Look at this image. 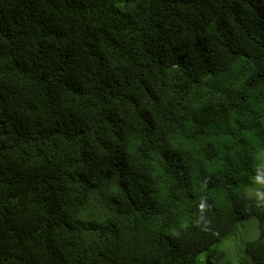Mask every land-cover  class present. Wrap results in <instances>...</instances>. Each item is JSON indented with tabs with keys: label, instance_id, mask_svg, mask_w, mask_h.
<instances>
[{
	"label": "trees",
	"instance_id": "trees-1",
	"mask_svg": "<svg viewBox=\"0 0 264 264\" xmlns=\"http://www.w3.org/2000/svg\"><path fill=\"white\" fill-rule=\"evenodd\" d=\"M260 163L264 0H0V264H264Z\"/></svg>",
	"mask_w": 264,
	"mask_h": 264
},
{
	"label": "rangeland",
	"instance_id": "rangeland-1",
	"mask_svg": "<svg viewBox=\"0 0 264 264\" xmlns=\"http://www.w3.org/2000/svg\"><path fill=\"white\" fill-rule=\"evenodd\" d=\"M257 171L260 173V179L255 180L253 185L247 188V194H253L256 190L260 189L264 191V163H260L256 166ZM264 226V225H263ZM260 230V223L256 218H247L242 220L237 226V232L235 235L221 244H219L216 248L217 251H214L216 248L213 247L208 252H206L203 257H199L198 261H207L212 258L211 254L216 253L222 255V258L229 259V254L233 252L234 246L239 249L238 254L235 258H233L232 262L236 263V258L241 261L242 264H254L253 261L243 252V246L245 242L252 241L257 238ZM233 263V264H234Z\"/></svg>",
	"mask_w": 264,
	"mask_h": 264
}]
</instances>
